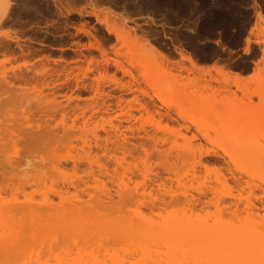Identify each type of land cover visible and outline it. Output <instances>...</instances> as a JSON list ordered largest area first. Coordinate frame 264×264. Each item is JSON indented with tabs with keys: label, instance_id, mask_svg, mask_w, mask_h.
<instances>
[{
	"label": "bare ground",
	"instance_id": "bare-ground-1",
	"mask_svg": "<svg viewBox=\"0 0 264 264\" xmlns=\"http://www.w3.org/2000/svg\"><path fill=\"white\" fill-rule=\"evenodd\" d=\"M249 1L253 2L255 0ZM199 2L201 11L198 14H200L201 18V27L199 32L196 33V37H201L206 32L212 33L215 28L220 29L224 35L225 32L228 33L227 25L230 24L229 20L233 16V12L229 11V9L231 10L230 0H215L212 4L208 0H199ZM169 3L179 6H182L183 3L185 4L184 9H188L189 12L197 10V6H199L196 4L195 7H192L190 0L187 2H182V0H132L126 5L118 0H0V27L3 28L5 26L11 27L12 25L23 26L21 27L23 29L29 26L39 28V25L49 23L54 30H58L62 27L66 28L68 23L72 24L70 20L75 19L76 21V18L93 17L95 24L103 26L105 32L108 35H112L115 43L117 42L120 45L113 54H119L120 57V50L122 48L126 49L124 58L129 59L130 66H138L142 69L140 77L153 85L155 84V89L158 91L159 96L163 93L175 94L183 99L185 98L184 95H192L191 97L194 100H183V104H178L179 106L176 105L177 107L174 106L175 104L172 105V103H166V105L167 108L169 105L173 108L172 113L175 117L186 121L184 129L187 131L192 127L195 129L192 139H195V141L196 139L199 141V138L204 140V142L195 143L189 139L186 143L180 145L174 143L170 151H164L160 155L165 161L182 162L188 167V170L187 175L183 177L178 175L177 172H172V175H174L172 180L175 181L177 190L172 192L171 199L173 198L172 203L177 202L175 205L177 209L174 211L170 210L171 212H167V214L169 213L168 215L164 212L165 214L162 217H159L161 216V213H159L156 218L154 215H152L154 217H151V215L142 214V203L137 200V196L142 197L146 193L143 190L145 187L143 186V189H139L138 185H135V187L129 188L130 183L128 185L123 180L125 171L129 169V164H127L126 170L124 169L125 166H122L123 168L121 169L125 171L121 170V175L117 174L113 180L115 188L117 187L116 189L106 188L101 180L102 174L99 175L98 172L96 174L97 170L102 172L101 169L105 168L99 162L100 159L96 156L98 154H93V149L102 147V150L107 148L106 151H108L109 146L107 145L111 141L109 138H106L105 146L101 143L97 144L98 141L97 143L93 141L96 143V147L92 149L90 147V142L92 141L89 142L86 139L88 137H84L86 140L82 139L83 146L79 149L82 153H76L77 155L74 156L68 152L69 154L65 156L72 162L71 168L75 170L77 169V163L81 159L88 164L86 167H89L94 186H90V188L86 186L88 188H84L87 191L91 189L94 193L93 195L90 194L91 196H89V192L88 194L86 193L89 196L86 195L88 197H86V200L83 199L84 197L80 198L76 194L71 195L69 193L70 190H74V193L82 191L84 185L81 190L79 189L81 188L80 181L76 183V179L72 180L70 178L71 180H69L66 177L65 171L62 169L63 163H61V159L65 158L57 155L56 151L53 152L50 149L52 153L47 157L34 153L29 156H17L16 158L15 150L13 151V156L8 154L1 155L0 264H264V189L262 191L263 195L259 200L261 202L260 205L256 204V199L253 198L251 193H246V188L251 187L250 179L252 176H259L264 184V145L253 143L254 139L256 140L255 137H252L254 133L246 136L240 130V128L246 127L254 128L256 131L258 127L264 125V108L258 110L260 111L258 112L257 110L244 107H218L216 105L217 102L209 100V97H195L196 94L194 92H188L187 94V89L190 85H200L199 81H202V77L189 78L184 83L181 78L185 79V77H181L180 74L181 80L177 78L178 75H170L171 73L169 74V72L177 64L170 61L169 53L161 48L162 45H158L157 40L151 37L156 35L155 31L150 34V32L142 30L143 28L139 29L137 26L135 28L136 24L128 26V18L124 15L132 10L131 12L133 13H140L141 11V13L146 12L149 14L151 12L157 16V14L160 15L163 12V9ZM235 3L238 2L235 1ZM240 3L242 4V2ZM102 4H105L106 7L98 9V6ZM118 4L119 6L122 4V10L126 11L123 15L120 13L118 15V12H116ZM191 4L194 6V3ZM250 6L252 5L250 4ZM254 10H256L255 14L257 15L254 18L255 21L253 20L254 23L250 30L247 29L248 34H246L244 41L241 39L242 42H245L243 43L245 44L243 50H246V52L249 45L256 40H254V34L257 33L262 37L264 36V12L257 5ZM165 14L164 16L169 17V15ZM21 15L27 16V20H22ZM50 17L52 18L50 19ZM53 17L56 19L53 20ZM181 19L184 18H182V14L178 13L175 21L179 22L177 20ZM187 20H189L188 15ZM86 21L78 27V30L89 39L88 45L83 46V48L99 52L105 63L113 62L117 70L133 79L130 70L124 68L120 60L117 58H105L107 57V50L102 46L101 39L97 37L94 26H89V22ZM183 26L185 27V24ZM45 28L47 30L50 29L48 25ZM32 29L34 30V27ZM21 30L20 32L23 34L24 31ZM54 33L57 34L55 31ZM35 34L37 35L34 31ZM32 40H36V38L32 37L29 40V47L33 48ZM262 41L264 44V39ZM12 44L15 45L12 46ZM14 46L23 52L15 31L5 30L0 40L2 56L7 57L9 53L12 54L15 49ZM27 50L29 49L27 48ZM192 54L184 50L179 51L180 57L189 63L190 68L187 69L186 67L184 70L187 74L200 69L197 61L192 59ZM45 59L48 60L49 57H45ZM94 59V57H91L89 62L91 63ZM262 60L264 59L262 58ZM21 66L26 67L27 64L22 63L15 66L14 69H18ZM14 69L11 70L13 71ZM214 69L220 74L223 73L222 67L216 66ZM64 70L61 69L53 73L55 76H59ZM6 74V72L0 73V81L10 88L14 87ZM155 74L157 77H155ZM44 75L51 76L47 72ZM263 75L264 67L259 68L256 73L248 77L233 73L231 78H223L222 82L224 84H233L237 88H240L244 81L245 83H251L252 89H250V86L247 89L245 88L247 95H255L264 103V83L260 79ZM14 79L23 83L33 81V79H26L25 77H14ZM68 80V75H65L64 82L67 83L69 82ZM81 81L82 79L75 78L76 84H80ZM110 81L112 80L110 79ZM213 81L219 82L217 79H213ZM210 83L211 80H206L204 84L205 90H214ZM83 85L80 87L86 88ZM38 87L36 85L31 88L18 86V89L24 93V91L27 92L30 89L39 91L43 88H51L50 83H41ZM53 88H57V85L53 84ZM124 88L129 90L127 86H124ZM19 93L21 94L22 92ZM20 94L18 96L15 95L16 97L12 99L13 102L16 101L19 104L18 106L22 108L20 112L23 114L24 119L22 118L21 120L25 121L18 124V119L15 120V117H13L14 121L12 122H15L14 124L6 123V125H3L0 123L2 125L0 127V137H2L0 140L8 139V141L14 143V138H19L20 134L28 135L30 140H35L39 138L38 136L44 134L46 137H53L55 139L54 142H58L59 139H56L58 131L54 130L57 126L53 129V127L48 126V122L61 108L60 104L56 103L52 106H40L41 104H38V106H33L37 108L38 119L41 117L45 125L30 126L28 117L25 116L31 110V107H29L30 98L27 101V97L25 98L23 94ZM170 113L169 116H171ZM87 125V121L82 122V126L78 128L84 136L87 135ZM110 127V129H113L112 126ZM39 129L42 130V133L34 135L35 132H40ZM69 129L62 128V132L67 134ZM74 129L72 130L74 131ZM226 129H229V132L222 134V139H212L211 133H215L217 136L219 135L217 131ZM17 131L18 133H16ZM113 131L120 133L114 135L113 139L115 138V140H112L111 143L115 145L114 147L116 145L117 147L119 146L117 150L123 148L129 140L128 136L121 130L119 131L117 127H114ZM80 132L78 130L79 134ZM241 135L246 138L243 139ZM67 144L70 145V141ZM48 145L51 147L50 144ZM68 145L66 146L67 148H69ZM212 145L216 148H213ZM172 150H174V154L171 152ZM212 156L218 157L221 162L218 161L210 169L203 158ZM122 161L126 163L123 158L115 162L122 163ZM124 163L123 165H125ZM93 167H96L97 170H92ZM224 170L228 171V177H225L222 172ZM202 171L205 173V181L193 188V192L189 188L184 190V183L200 179ZM104 173L106 175L107 171ZM126 173L128 174V172ZM83 184L87 185V180ZM6 189H9L10 192ZM26 189H28L30 194L25 193ZM6 191L10 193L11 200L4 198ZM112 191L117 194L119 199L117 202H114L113 198L115 196ZM148 192L149 195L152 191ZM35 193L38 194V196L36 195L38 198H34ZM18 195L22 196V201L18 200ZM36 198L39 200L35 201ZM142 198L146 199L147 197L145 198L144 196ZM56 199L58 200L57 202H55ZM144 199L140 198V200ZM155 199L151 201V210H164L165 208L162 209L161 207L166 204L161 203L163 206L156 205L155 202L157 200ZM123 201H125L124 204H121ZM130 203L134 204L135 210L134 208L133 210L129 208ZM113 209L115 210L114 212L111 211Z\"/></svg>",
	"mask_w": 264,
	"mask_h": 264
},
{
	"label": "rangeland",
	"instance_id": "rangeland-1",
	"mask_svg": "<svg viewBox=\"0 0 264 264\" xmlns=\"http://www.w3.org/2000/svg\"><path fill=\"white\" fill-rule=\"evenodd\" d=\"M118 1L126 5L132 0H125L127 3L124 0ZM184 1L187 2L188 0H182V2ZM235 1L238 3H235ZM208 2L212 4L215 2V0H208ZM240 2H242L243 5ZM240 2L239 0H230L231 10L229 9V11L233 12V16L232 18H230L231 21L229 20L230 24L227 25V31H229L228 33L225 32L224 35V33L220 29L215 28L212 33L206 32L198 38L196 37V33L199 32L201 27V18L200 14H198L201 11V6L198 4L200 3L199 0H190V5H192V7H195L196 4L199 5L197 6L198 12L197 10H195L192 11L193 13L189 12L188 9H184L185 4L183 3L182 6L169 3L167 6H165L166 9H163V14H157V16H155L156 14L154 15V13L151 12V14H147L146 12L141 13V11L140 13H133L131 12L132 10L127 12V14L125 13L126 11L122 10V4H120V7L119 4L117 5L116 12H118V15H123V13H125L124 15L128 18V26H134L136 24L134 26L135 28L136 26L139 27V29L143 28L142 30L150 32V34L155 31L154 33L156 34V38L154 35V37H151L157 40L158 45H162L161 48L165 49V51L169 53L170 61L174 64H177V66L175 65L172 68L173 70L171 69L172 71L169 72V74L171 73L170 75H178L177 78L179 79L181 77H185V79L181 78L183 80L180 79L181 81H184V83L187 79L189 80V78L192 79L196 76H198L199 78L202 77L204 79L203 80L201 78L202 81H199L200 85H190V87L187 89V94L188 92H194L196 94L195 97H209V100H215L217 102L216 105L218 107H244L258 111L264 108V103L255 95H247L245 88L247 89V87L250 86V89H252L251 83H245L244 81V83L241 84V87L237 88L233 84H224L222 82L223 78H231V75L233 73H238L241 76L248 77L256 73L259 68L264 67V60H262V58L264 59V44L262 41V39H264V36L262 37L257 33L254 34V40L256 39V42L253 41L251 43L253 45H249L247 52L246 50H243L245 45L243 43L245 42H242V40L244 41L246 34H248L247 31L252 27L255 21L254 18L257 16L255 14L256 10H254L255 6L257 5L258 7H261L262 12H264V0H255L253 2H250L249 0H240ZM191 3H194V6ZM250 4L254 7L250 6ZM105 7L106 5L102 4L101 6H98V9H104ZM185 12L187 13L189 20H187V15ZM196 12L199 16L196 14ZM178 13L182 14V18L186 20L181 19L182 21L177 20L179 22H176L175 18L177 17ZM164 14L169 15V17L171 18L173 17L172 19L176 23L168 16H164ZM26 17L22 16L21 19L25 21L27 20ZM85 19L88 21H86ZM85 19L76 18V21L75 19L70 20L72 24L68 23L70 25L67 24L66 28L62 27L58 30H54V28L51 27V25L48 23V26L51 27L49 32L55 31L57 33V39L54 42L49 41V38L47 40L42 39L44 41L43 43L53 44L51 46H46L47 48H43L35 44H32L33 48L29 47V40H31L32 37L29 34V31L31 29L27 30L28 27H26V29L21 28L23 26L14 25H12L11 27H0V40L3 37L5 30H13L15 31V35L19 39L21 50H23V52H21L18 47L16 48L14 46V52L12 54L9 53L7 57H3L2 52H0V70H2L0 71V73L6 72V75L8 76V78H10V81L14 85V87L10 88L0 81V123L3 125H6V123L12 124V121H14L13 117H15V120L18 119V124H21L25 121L21 120L23 118V114H21L20 112L22 108L18 106L19 104L16 101L13 102L12 99L13 97H16L15 95L18 96L20 94L19 92H22L20 95L23 94L25 98L27 97V101L30 98L29 107H31V110H29V112L25 115L28 117V123L30 126L41 124L45 125L42 122L41 117V119L39 118L40 120L38 119L36 113L37 108H34L33 106H38V104H41L40 106H52L57 103L60 104L61 107L48 122V126L53 127V129L57 126L54 130L58 131L56 133V139H59L58 142H54L55 139L53 137H46L44 134L38 136L39 138L35 140H30L28 135L24 136L20 134L19 138H14V143H11L12 141L10 142L8 141V139H5L4 141L0 140V156L5 154L12 155L13 151L15 150L16 158L17 156H29L34 153L47 157L52 153V151H56L57 155L65 158L63 160L61 159V163H63L62 166L64 168L62 167V169L65 171L64 173L66 177H68L69 180L76 179V183H79L78 181H80L81 188L79 189L82 190L84 187L88 188L86 186H89V188L90 186H94V184L92 183V176L89 173V167H86V165L88 164L85 163L86 161L83 162V160L81 159V161L79 162L81 164L77 163L78 167L76 166L77 169L75 170L71 168L72 162L65 156L69 153L74 156L77 155L76 153H82V151H80L79 149H81L80 147L83 146L82 139L84 137H88L86 139L89 142L92 141L90 142V147H92V149L96 147L97 141V144L101 143L103 145H106V138H109L111 141L115 140V138L113 139V137H115L114 135L120 133L113 131L114 127H117L119 131L121 130L124 134H126V136H128V142L125 143L126 145L124 144L125 146L123 148H120L118 150L117 148L119 146L117 147L116 145V147H114L115 145H113L111 141L110 144L107 145L109 146L108 151H106L107 148L102 150V147H99L101 149H99L98 147H96L97 149L95 148V150L93 149V154H98L96 156L100 159L99 162L103 164L102 166L106 170L102 168V172H99L100 170L98 171L96 167H93L92 170H97L96 174H102L101 180L103 181L106 188L111 187L112 189H116L117 187L115 188L113 180L116 178L117 174L121 175V170H123L121 169L123 168L122 166H125L124 169H127V164H129V169L127 171H125L126 169L123 170V172L125 171L126 174H124L125 177H123V180L128 183V185L130 183L129 188H133V186L135 187V185H138L139 189H143L144 186L145 188L143 190L146 191V193L150 190L152 191L149 195V192L147 194L144 192L145 194L142 197L145 196V198L147 197L146 199L137 196V200H139V202L142 203L143 206H141L142 214H146L147 216L151 215V217L155 216L156 218L158 217L159 213H161V216L159 217H162L165 213L167 214V212H171L177 209V207H175L177 202L172 203L173 198L171 199L172 192L177 190L174 183L175 181L172 180L174 179V175H172V172H177L178 175L183 177L187 175L188 167L182 162H175L174 160L165 161L164 158L160 157V155H162L164 151H170V148L174 145V143L180 145L186 143V141L189 139L193 140L195 143H198L199 141L204 142V140L201 138H199V141L198 139H196V141L195 139H192V135L195 133V129H193V127L189 131L184 129L186 127V121L182 120L179 117H175L172 113L173 108L170 107V105L167 108L166 103H172V105L175 104L174 106H179L178 104H183V100H194V98L191 97V94H189V96L184 95L185 98L183 99L182 97H179L175 94L171 95L163 93V96H159L158 91L155 89V84L153 85L152 83H149L148 81L140 77V75L142 74V69H140L138 66H130L129 59L124 58L126 49L122 48L120 50V57L117 53V55L113 54L115 50L120 46L117 42L115 43L113 36L108 35L103 29V26L97 23L95 24L93 17H86ZM84 20L86 22H89V26H94L97 37L101 39L100 42L102 46L108 52L107 57L105 58H117L118 60H120L122 62V66L130 70L131 74L133 75V79L129 75H123L120 70H117L114 67L113 62L110 61L109 63H105L104 58L100 55L99 52L83 48V46H86L89 43V39L78 30L79 25L85 22ZM170 21H173L174 23ZM116 22H118V20H116ZM184 24L185 27L183 26ZM241 28H243V31L241 30ZM20 29L24 31L23 34L20 32ZM138 33L141 34L140 32ZM237 40L240 43H238ZM13 45L15 44H12V46ZM27 48L29 50H27ZM59 49H62L63 51ZM180 50H184L190 54L193 53L192 59H195V61H197L200 68L199 70H194L196 73L192 71L194 74H187L186 71H184L186 67L188 69L190 68V66L188 65L189 63L185 61V59H182L180 57ZM111 51L113 52L111 53ZM45 57H49V59L46 60ZM91 57H94L95 59L90 63L89 60ZM54 60H56V62H54ZM22 63H26L27 66H21L18 69H14L15 66ZM180 63L182 64V66ZM216 66L222 67L223 73L220 74L216 72L214 69V67ZM11 69L14 70L12 71ZM61 69H65V73L62 72L59 76H55L53 72L59 71ZM46 72L50 73L51 76L44 75ZM179 74L181 77H179ZM65 75H68L69 78V82L67 83L64 82ZM14 77H25L26 79H33V81L31 80L32 82L30 81L29 83H23L15 80ZM155 77H157L156 74ZM75 78L82 79L81 83L76 84ZM110 79L112 81H110ZM179 79L178 81H180ZM213 79H217L219 82H215L213 81ZM260 79L263 80L261 82L264 83V75ZM206 80H211L210 84L212 88H214V90L204 89ZM181 81L180 83H182ZM41 83H50L51 88H43L39 91L37 89H30L27 92L24 91V93L22 90L18 89V86L31 88L33 85H36L37 88H39L38 86H40ZM53 84L57 85V88L54 89ZM82 84L86 86V88L84 87L85 89L83 87H80L82 86ZM124 86H127L130 91L127 88H124ZM14 103H16L17 105ZM31 104L32 106H30ZM169 113L171 116H169ZM86 121L88 124L86 129L89 130L86 131L88 136H84L82 131L80 132V129H78L82 126V122L84 123ZM1 124L0 127L2 126ZM110 126H112L113 129H110ZM69 127L71 130L75 128L74 131H71ZM62 128H66L67 130L69 129V132L67 134H64L62 132ZM78 130L82 136L78 133ZM240 130L242 131V133H245L244 135L246 136L247 134L254 133L253 136L251 135L252 137L256 138V140L254 139L253 143L264 145V125L258 127V130L256 131L254 130V128L246 127L240 128ZM39 131L40 132H35L34 135H39L40 133H42L41 129H39ZM217 132H219V135L217 136L215 133H211L212 139H222V134L228 133L229 129L223 131L220 130ZM16 133H18V131ZM92 134H94L95 136ZM244 135H241L243 139L246 138ZM69 141L70 145L67 144V142ZM93 141H96V143ZM48 144H50L52 148ZM92 144L95 145L92 146ZM67 145L69 146V148L66 147ZM212 147L216 148L213 145ZM50 149H52V151H50ZM98 149L99 151H97ZM171 152L174 154V150H172ZM116 158L118 161L119 159L121 160L123 158L125 159L126 163H124V161H122V163L120 162L122 165L119 162L116 163ZM203 159L207 166L210 167V169L212 166H215V163H218V161L221 162L218 157L215 158L214 156L205 157ZM123 163L125 165H123ZM119 165L121 166L119 167ZM106 171L107 173L106 175H104V172ZM126 172H128V174ZM222 172L224 173L225 177L229 176L228 171L226 172V170H224ZM73 176L77 177L74 178ZM78 176L80 180L78 179ZM204 177L205 173L202 171L200 179H197L190 183L183 182V189L186 190L187 188H189L193 192V188H196L200 183L205 181ZM86 180L87 185L83 184V182ZM261 182L262 181L260 180L259 176H252V178L250 179L251 187L246 188V193H251V195H253V198L256 199L257 205L261 204L259 200L263 195L262 191L264 189V184L263 182ZM85 188L80 192L78 191L79 194L78 192L74 193V190H70L69 193L71 195L76 194L80 196V198L84 197L83 199L86 200L89 196L93 195L94 191H92L91 189H88L87 191ZM28 189H26L25 192L27 194L29 193ZM7 191H9V189ZM7 191L4 194V198H6L7 200H11L12 197L9 193L10 191ZM88 192L89 196L87 195ZM176 193L177 195H179L178 192ZM151 194L155 196L154 198H156L155 200H157L155 202L156 205L163 206L161 203L166 204L165 206L161 207L162 209L165 208L164 210H151V201L154 200V198L152 199L153 196ZM21 195H18V200L23 199ZM34 195V198L38 196V194L36 193ZM113 195L115 196L113 198L114 202H117L119 199L117 198V194H115V191L113 192ZM244 196H246V194H244ZM148 197L150 200L148 199ZM37 198L35 199V201L39 200ZM140 198L144 200H140ZM57 201L58 200L56 199L55 202ZM124 202L125 201H123L121 204H124ZM132 203H130L131 207L129 206V208L131 210H133L134 208L135 210V207L133 206L134 204ZM111 211L114 212L115 210L113 209Z\"/></svg>",
	"mask_w": 264,
	"mask_h": 264
},
{
	"label": "flooded vegetation",
	"instance_id": "flooded-vegetation-1",
	"mask_svg": "<svg viewBox=\"0 0 264 264\" xmlns=\"http://www.w3.org/2000/svg\"><path fill=\"white\" fill-rule=\"evenodd\" d=\"M120 7V6H119ZM75 17H77L76 15H75ZM52 17H50V19H51ZM56 18H54L53 17V20H55ZM42 25H44V26H41V25H39L38 27L39 28H37L36 26H29L28 28H27V30H30L29 32V34H30V36L31 37H34V38H36V40H32V43L33 44H35V45H39V46H44V47H46V46H51V45H53V44H47V43H43L42 41L44 40V39H48L49 38V41H56V35L57 34H54V31H50L49 32V30H47L45 27L48 25V24H42ZM34 27V30L32 29ZM74 27V26H73ZM51 28V27H50ZM75 28V27H74ZM34 31L37 33V35L35 34L34 35ZM38 38V39H37ZM56 38V39H55ZM43 39V40H42Z\"/></svg>",
	"mask_w": 264,
	"mask_h": 264
}]
</instances>
